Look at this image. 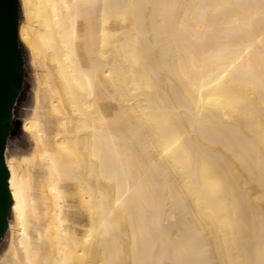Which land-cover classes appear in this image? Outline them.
<instances>
[{
	"label": "bare ground",
	"instance_id": "1",
	"mask_svg": "<svg viewBox=\"0 0 264 264\" xmlns=\"http://www.w3.org/2000/svg\"><path fill=\"white\" fill-rule=\"evenodd\" d=\"M20 5L30 148L5 153L0 264H264V0ZM37 187L52 200L43 228ZM68 187L86 233L69 227Z\"/></svg>",
	"mask_w": 264,
	"mask_h": 264
},
{
	"label": "water",
	"instance_id": "2",
	"mask_svg": "<svg viewBox=\"0 0 264 264\" xmlns=\"http://www.w3.org/2000/svg\"><path fill=\"white\" fill-rule=\"evenodd\" d=\"M20 16V0H0V240L8 231L13 206L5 155L7 137L25 79V56L19 37Z\"/></svg>",
	"mask_w": 264,
	"mask_h": 264
},
{
	"label": "rangeland",
	"instance_id": "3",
	"mask_svg": "<svg viewBox=\"0 0 264 264\" xmlns=\"http://www.w3.org/2000/svg\"><path fill=\"white\" fill-rule=\"evenodd\" d=\"M101 18V16H98ZM105 17H108L107 28L111 30H119L126 26L131 27L130 23L123 24L122 16H117L116 14H107ZM24 20V17L20 16V22ZM117 42H115L116 44ZM113 44L108 47L110 49V56L107 60H110L114 56ZM22 50L25 56V79H24V87L22 93L18 99L17 105L14 108V122L9 129V135L7 137L6 150L10 155L12 153L17 154L18 156L22 155L24 152L29 150L28 140H26L24 131L22 130L23 120L32 105V95L34 88V72L30 63L31 54L29 49L21 42ZM40 68V73L44 75L49 72V69L45 67ZM98 103L105 110L106 114L111 115L114 109L117 108V104L114 100H107L102 97H98ZM43 130H48L45 124L41 125ZM54 128V127H53ZM55 129V128H54ZM8 148V149H7ZM66 192L68 193L65 198L64 212L67 220L70 221V228L73 230H77L80 233L88 232V227L90 225V216L88 205L81 200L79 191L77 187H68L66 188ZM34 197L38 199L41 204L37 209V214L39 215L40 220L42 221V228L45 227V219L44 217L47 215V211L51 206L52 200L50 199L49 194L41 187H37ZM12 219V215L10 212L9 221ZM8 232L5 236L0 240V256L4 254V250L6 248L7 240H8Z\"/></svg>",
	"mask_w": 264,
	"mask_h": 264
},
{
	"label": "clouds",
	"instance_id": "4",
	"mask_svg": "<svg viewBox=\"0 0 264 264\" xmlns=\"http://www.w3.org/2000/svg\"><path fill=\"white\" fill-rule=\"evenodd\" d=\"M8 161L6 160V163H7Z\"/></svg>",
	"mask_w": 264,
	"mask_h": 264
}]
</instances>
